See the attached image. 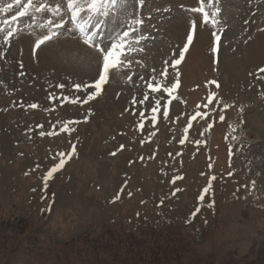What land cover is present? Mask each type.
<instances>
[{
    "label": "rangeland",
    "instance_id": "rangeland-1",
    "mask_svg": "<svg viewBox=\"0 0 264 264\" xmlns=\"http://www.w3.org/2000/svg\"><path fill=\"white\" fill-rule=\"evenodd\" d=\"M37 2L50 7L13 21L24 0H0V264H264V0H211L215 24L190 11L200 0H120L91 22ZM77 25L106 47L135 29L130 67L87 104L71 100L94 88L73 85L97 78L99 54ZM49 29L60 35L34 54Z\"/></svg>",
    "mask_w": 264,
    "mask_h": 264
},
{
    "label": "snow or ice",
    "instance_id": "snow-or-ice-1",
    "mask_svg": "<svg viewBox=\"0 0 264 264\" xmlns=\"http://www.w3.org/2000/svg\"><path fill=\"white\" fill-rule=\"evenodd\" d=\"M211 2V0H200L199 7L192 8L190 11L192 12H198L203 15V22L204 23H213L215 24L216 21L214 17L216 16V13L219 11V9H216L215 11L211 10L210 8L206 9L205 5L206 3ZM15 3L17 5L22 3V0H15ZM120 3V0H67V11L70 12V19L72 22H76L77 20L81 19L83 16L88 17V21L91 22L93 17H102L104 15H107L108 10L116 8ZM138 3L140 5H143L144 0H138ZM50 6L46 5L45 3H38L37 0H24V4L22 9L17 12L15 15L12 16V20L16 21L18 18H22L26 15H29V9H33L35 12H44L46 11ZM12 8V4H7L5 8L0 9V11H9ZM52 11L56 15H60L61 12V5L56 4L54 8H52ZM8 21H5L7 23ZM133 23L140 24L142 23L141 20H133ZM48 24L53 25L54 29H61L64 28V22L61 20L60 23L53 24L52 20H48ZM94 27L99 30L102 27V23L99 19L96 20V23L94 24ZM77 30L82 34L81 39L82 42L90 47L93 48L98 54V60H97V78L91 83V84H74L73 88H75L77 91L80 90H87L89 88H94V91L87 92L86 96L81 99L80 96H76L75 99H72V103L80 102L81 104H87L90 100L95 99L97 95H99L102 91V87L104 84L108 83L111 77V74L114 71H119L123 69L124 67H130L131 61L128 60L126 57L130 51H132V40L130 39L131 34L135 31L134 28H128L127 30L120 33L114 40L109 42V46H103L102 42H97L95 39V36L97 33H92L90 30H86L84 25H77ZM196 30V24L195 21H192V30L187 34L186 36V43L183 47V49L179 52V58L175 59L173 62V66L178 65L181 63V61L184 58L185 52L188 51L189 46L192 44L194 39V34ZM0 31H3V29H0ZM15 29H10L7 31L4 41L5 43L9 42V38L12 37L15 34ZM60 35L59 31H55L52 29H49L47 34H44L40 37H38L35 40L34 47H33V53L35 54L37 49H40L42 45H45L47 42L57 38ZM215 40L219 41L220 37L213 33ZM217 49L216 47H213V51L215 52ZM168 63L167 61L165 62ZM23 65L21 64V68ZM258 73H264V67L258 69ZM24 73L21 72V75ZM162 76L166 75L165 72L161 73ZM129 80H131V76L127 77ZM259 78V76H258ZM143 79V77H141ZM153 79H155L153 77ZM216 83V82H212ZM60 88H64L65 86L63 84L58 85ZM147 87L151 90L152 93H157L161 91V85L159 83H148ZM217 87L219 85L217 84ZM164 91L168 93L169 96L172 95L173 89L171 88H165ZM68 97H65V100H68ZM149 99V95H145L142 100L139 101V103L143 104L144 101ZM135 99L133 100V103H136ZM168 103H171V100L168 101ZM216 103H220L216 99L215 94H212L209 98L207 103L203 106L204 108H208L209 105H214ZM231 105L225 104L223 105L224 108H228ZM29 107L36 108V104H32ZM162 107L160 100L157 99L155 101V106L152 107L151 111L153 112L152 121L155 122L156 120V113L159 111V109ZM240 111H243V108L240 109ZM141 116H143V113H140ZM163 117H168V110L167 108L163 111ZM198 116H207V113H201L197 112L196 115L191 117V120H195ZM221 121L225 119L223 115L219 117ZM243 121H241L242 123ZM73 123V122H69ZM211 126V125H210ZM189 127H191V123L189 122ZM65 130L72 131L74 129H68L65 125ZM187 131V129H185ZM42 136L45 134L44 132L40 133ZM183 142V141H181ZM123 148V145H121V149ZM75 152V146L73 145L72 151L69 153H58L57 155L61 157L59 159V162L55 164L54 167H52L47 175L44 177V187L47 188V181L50 179L54 173L59 171L63 168V166L66 163V159H70L72 154ZM112 155H116L115 152L111 153ZM27 174V173H26ZM253 186L255 185V181L252 182ZM179 191V189H177ZM205 192H207V189H205ZM120 198L119 195L115 197V200H118ZM201 200L204 199L203 196L200 198ZM115 202V201H113ZM163 203V201H161ZM209 207H211V204H209ZM48 210H51L50 207ZM196 211H199L197 208ZM195 215V213H193Z\"/></svg>",
    "mask_w": 264,
    "mask_h": 264
}]
</instances>
